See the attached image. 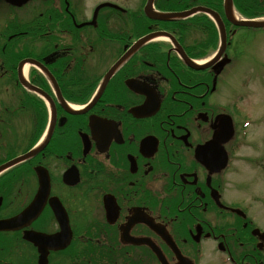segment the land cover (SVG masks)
<instances>
[{"label": "flooded vegetation", "instance_id": "obj_1", "mask_svg": "<svg viewBox=\"0 0 264 264\" xmlns=\"http://www.w3.org/2000/svg\"><path fill=\"white\" fill-rule=\"evenodd\" d=\"M33 1L0 13L13 20L0 30V221L37 201L43 174L47 193L0 230V264H264L231 62L190 69V27L149 20L147 0ZM158 32L177 44L143 38Z\"/></svg>", "mask_w": 264, "mask_h": 264}, {"label": "rangeland", "instance_id": "obj_2", "mask_svg": "<svg viewBox=\"0 0 264 264\" xmlns=\"http://www.w3.org/2000/svg\"><path fill=\"white\" fill-rule=\"evenodd\" d=\"M92 1L90 0L89 3L91 4ZM85 4L86 1L82 0L77 7L83 8ZM1 11L2 9L0 8V13ZM25 22L27 21L25 20ZM0 30L3 29L0 28ZM195 31L199 30L195 29ZM195 33L199 34V32ZM239 33L243 45L242 57H239L238 61H234V64L227 68V75L224 80L227 85H230L235 90V96L241 95V106L252 115L250 119L252 120L251 126L245 127L244 137L248 139H243L241 150L244 180L242 190L243 196L247 199L249 194L251 195L254 192L252 190L255 187H258L257 190L260 192H264V179L262 180L261 176L258 175L262 172L264 173V165L255 168L256 165L253 163V160L258 157L264 159V31L240 29ZM192 38H195V36ZM236 40L237 36L235 37ZM233 55L237 58L236 50ZM230 99L233 98H229V101ZM243 123L247 124L246 121ZM91 204L93 205L92 202ZM253 206L256 214L264 215L263 202ZM82 207H84L83 204L80 205V208ZM74 208L78 211L76 206ZM206 264L214 263L208 262Z\"/></svg>", "mask_w": 264, "mask_h": 264}, {"label": "water", "instance_id": "obj_3", "mask_svg": "<svg viewBox=\"0 0 264 264\" xmlns=\"http://www.w3.org/2000/svg\"><path fill=\"white\" fill-rule=\"evenodd\" d=\"M26 1L27 0H6V2H8L10 4H15V5H21L22 3L26 2ZM151 3H152V0H148V3H147L146 8H145V12H146L147 16H149L152 19H156V20L169 21V20L176 18V17H185L188 15H191L192 13H194L196 11L195 9H193L191 11L184 12V13H178V14H172V13L171 14L170 13L158 14V13L152 12ZM211 15L214 17V19L216 20V22L218 24L220 36H221V40H222V47H223L224 43H225V33H224V28H223L222 22L216 14L212 13ZM225 17L230 23H232L233 25H236V26H243V27H250V28H264V21L259 22V21L235 20L233 18L232 0H225ZM190 64L194 68H199L198 66L193 65L192 63H190ZM19 160H21V158L12 161L11 163L7 164V166H9L13 163H16ZM43 175H44V177L42 178V182H41L42 189H41V191H39V197H38L37 201L34 202L30 207H28L18 217H14V218H11L8 220L0 221V230L12 229V226L16 222V220L18 221L17 223H19L20 226L25 225L27 223V221H30L33 217L36 216V214L39 212L40 208L45 203V195L47 193L48 180H47V177L45 176V174H43ZM21 216H23V217H21ZM31 238H33L34 240H36V239L39 240V238H36V237H31ZM49 239L51 240L52 238H49ZM157 256L159 257L160 260H161V258H163L162 254H160V253H157ZM162 264H164V263H162Z\"/></svg>", "mask_w": 264, "mask_h": 264}, {"label": "trees", "instance_id": "obj_4", "mask_svg": "<svg viewBox=\"0 0 264 264\" xmlns=\"http://www.w3.org/2000/svg\"><path fill=\"white\" fill-rule=\"evenodd\" d=\"M196 1L203 2L214 9L219 8L221 2V0H171V2L167 6H163V8L178 10ZM233 2L236 10L244 17L254 18L264 15V0H233Z\"/></svg>", "mask_w": 264, "mask_h": 264}]
</instances>
